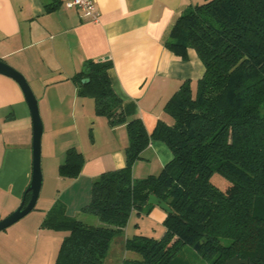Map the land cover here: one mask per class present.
Here are the masks:
<instances>
[{"label": "trees", "instance_id": "1", "mask_svg": "<svg viewBox=\"0 0 264 264\" xmlns=\"http://www.w3.org/2000/svg\"><path fill=\"white\" fill-rule=\"evenodd\" d=\"M164 45L183 59L194 48L205 71L194 90L187 80L173 93L164 106L172 121H158L151 133L124 113L110 60H89L72 77L79 95L94 98L96 115L111 127L125 125L128 143L124 166L94 179L82 207L101 224L68 215L61 202L46 212L41 228L66 231L53 264H102L131 212L154 206L145 203L150 194L171 209L164 233L128 238L126 248L137 256L122 264H189L180 254L186 246L209 264L234 256L264 264V0L194 4L176 17ZM151 139L164 142L172 159L159 173L134 179L133 164ZM83 162L71 146L58 174L76 177Z\"/></svg>", "mask_w": 264, "mask_h": 264}, {"label": "crops", "instance_id": "2", "mask_svg": "<svg viewBox=\"0 0 264 264\" xmlns=\"http://www.w3.org/2000/svg\"><path fill=\"white\" fill-rule=\"evenodd\" d=\"M65 1L0 0V59L25 76L43 124L41 185L45 184V191L31 210L33 245L24 254L23 264L54 263L66 231L40 227L54 202L63 203L70 216L101 224L82 211L89 202L91 184L101 173L125 164V125L111 127L104 116L96 115L94 98L78 94L74 74L89 60H110L111 86L124 113L140 118L151 133L158 121H172L164 106L173 93L187 80L194 90L205 71L194 48L188 47L183 59L164 45L179 13L205 0H95L96 22L82 17L76 8H67ZM71 146L82 152L84 162L76 177H62L58 166ZM171 159L168 146L151 139L134 162L132 177L157 174ZM31 173L30 111L17 82L0 74V219L19 205ZM148 215L163 225L166 212L154 205ZM135 225L139 222L132 211L126 225L112 237L102 264H122L135 257L126 248V240L138 234ZM14 254L18 257L20 250ZM2 264L14 262L9 259Z\"/></svg>", "mask_w": 264, "mask_h": 264}, {"label": "water", "instance_id": "3", "mask_svg": "<svg viewBox=\"0 0 264 264\" xmlns=\"http://www.w3.org/2000/svg\"><path fill=\"white\" fill-rule=\"evenodd\" d=\"M0 74L9 76L17 82L28 105L32 120V173L30 181L24 191V194L26 192L30 193V198L27 202H25L24 198H22L19 205L12 212L0 219V230H3L9 225L19 220L20 218H22L23 216H25L35 206L42 183L40 158L43 124L39 113L37 98L30 84L26 80L25 76L20 71H18L17 69H15L14 67H12L1 59ZM86 81H88V78L82 79V82ZM145 203L156 205L165 212H171V209L168 204L157 196H155L154 194H150ZM226 264H249V262L247 259H240L237 256H234L230 258L226 262Z\"/></svg>", "mask_w": 264, "mask_h": 264}, {"label": "rangeland", "instance_id": "4", "mask_svg": "<svg viewBox=\"0 0 264 264\" xmlns=\"http://www.w3.org/2000/svg\"><path fill=\"white\" fill-rule=\"evenodd\" d=\"M264 111V103L260 106V112ZM42 139V136H41ZM42 154L40 158L41 163V172H42ZM45 164V161H44ZM43 172H42V181H43ZM216 180V179H215ZM42 184V183H41ZM45 191V184L44 187L41 185L40 192ZM53 187H51V190L49 191V194L51 195L53 193ZM39 192V193H40ZM49 195V196H50ZM40 199V203H41ZM149 205L146 206H140L136 209H134V217L139 222V225H135V231L138 234L159 238L164 233V225L156 222L155 219L151 218L148 213ZM34 211H30L25 216L14 222L13 224L9 225L3 230H0V254L5 253L6 256L4 258H0V263L2 264L3 261L11 260L14 262V264H23L24 254L28 253V251L31 249L33 245V234H34V225L31 224L30 219L32 218L34 213H31ZM89 216H95L93 214L87 213ZM5 217V216H4ZM96 217V216H95ZM3 218V217H2ZM1 218V219H2ZM31 222H30V221ZM134 223V221H133ZM131 222V228L134 225ZM8 230V231H5ZM5 234V235H4ZM19 236V240L14 241L16 239V236ZM23 241V242H22ZM224 243H227V240H223ZM16 249L20 250V254L18 257H14L11 255L14 254V250ZM3 254V255H5ZM131 254H134L133 252ZM180 254L189 262V264H209L206 260L202 259L193 249L186 246L182 249ZM134 256H137L134 254ZM8 257V258H7Z\"/></svg>", "mask_w": 264, "mask_h": 264}, {"label": "built area", "instance_id": "5", "mask_svg": "<svg viewBox=\"0 0 264 264\" xmlns=\"http://www.w3.org/2000/svg\"><path fill=\"white\" fill-rule=\"evenodd\" d=\"M65 6L67 8H76L82 17L94 22L98 21L99 10L95 0H66Z\"/></svg>", "mask_w": 264, "mask_h": 264}]
</instances>
